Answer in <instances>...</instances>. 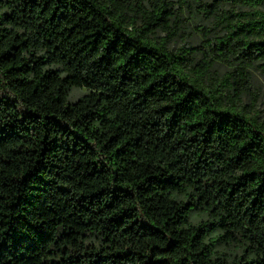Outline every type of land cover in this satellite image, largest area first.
I'll return each instance as SVG.
<instances>
[{
  "label": "trees",
  "instance_id": "1",
  "mask_svg": "<svg viewBox=\"0 0 264 264\" xmlns=\"http://www.w3.org/2000/svg\"><path fill=\"white\" fill-rule=\"evenodd\" d=\"M253 71L264 0H0V264H264Z\"/></svg>",
  "mask_w": 264,
  "mask_h": 264
},
{
  "label": "rangeland",
  "instance_id": "2",
  "mask_svg": "<svg viewBox=\"0 0 264 264\" xmlns=\"http://www.w3.org/2000/svg\"><path fill=\"white\" fill-rule=\"evenodd\" d=\"M199 34L195 33L192 36H188L187 33H182L181 38L178 39L175 46H181L187 42L190 45H198L201 41ZM218 71L220 73H225L226 68L224 66H218ZM253 88L254 93L258 94V101L256 105L252 108L253 111L259 112L260 116L264 120V75L260 71H253ZM87 93L85 88L74 89L71 93V101L75 102L80 99L83 95ZM244 105L252 106V96L246 95L242 101Z\"/></svg>",
  "mask_w": 264,
  "mask_h": 264
}]
</instances>
